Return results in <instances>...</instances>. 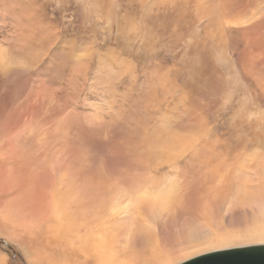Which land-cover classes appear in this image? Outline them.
Segmentation results:
<instances>
[{
	"label": "rangeland",
	"instance_id": "obj_1",
	"mask_svg": "<svg viewBox=\"0 0 264 264\" xmlns=\"http://www.w3.org/2000/svg\"><path fill=\"white\" fill-rule=\"evenodd\" d=\"M161 1L0 0V264H88L68 233L53 232L54 204L74 213L82 199L105 200L142 176L141 184L172 175L180 189L193 184L197 194L182 192L184 209L157 228L166 240L182 223L209 226L210 236L184 246L179 258L264 244V212H218L194 183L196 169L214 170L213 159L222 170L238 158L245 166L264 160V14L245 28L249 38L222 21L207 34L214 22L198 19L195 5L185 13ZM220 31L217 46L210 35ZM163 133L198 143L168 168L153 150ZM258 180L242 186L255 185L264 200ZM97 187L106 194L95 195ZM226 235L233 238L216 242Z\"/></svg>",
	"mask_w": 264,
	"mask_h": 264
},
{
	"label": "bare ground",
	"instance_id": "obj_2",
	"mask_svg": "<svg viewBox=\"0 0 264 264\" xmlns=\"http://www.w3.org/2000/svg\"><path fill=\"white\" fill-rule=\"evenodd\" d=\"M167 3L170 6H172L173 8H176L177 5H180L182 7V8H179L180 7L179 6L178 7L179 9H172L171 8L172 11L174 10V11L181 12V9H187V10H185V13H186L188 11L192 12V11L196 10V13L199 15V16H197V18L201 17L202 19H205L207 17V20H206L207 23L213 24V22H214V24H213L214 29L211 30L207 34L214 33L216 27L219 24L218 21L219 22L222 21L229 28L239 26L238 28L243 29L241 31L242 35L249 38L248 37V35L250 34L249 28H251V29L255 28V24H253L254 19L257 16L259 17V15L261 16L264 14V0H162L160 5L165 6V5H167ZM214 4H216V12L217 13H210L209 14V10H213V8L215 7ZM189 5H195L196 8H194V10H190L187 8ZM168 10H170V9H168ZM249 24H251L250 27L248 26ZM247 26L249 28L245 29ZM208 29L209 28H206V30H208ZM236 31L240 32L239 30H236ZM222 32L223 31H220L219 34L217 32L214 35H210L211 40H213V43L215 42L217 46L221 42H223V40H222L223 33ZM228 32H231V30ZM245 40H246V38H245ZM247 40H246V42H247ZM255 41L259 42L260 40H258V38H257V40H255ZM224 48H227V47L225 46ZM246 49H248V48H246ZM199 50H202V48L200 47ZM4 61H3V63H4ZM15 64H17V62H15ZM19 66L20 65H18V67ZM163 77H165V76L163 75ZM198 77L199 76H197L196 78H198ZM151 78L153 79V77H151ZM155 79L157 80V78H155ZM196 81H194V82L196 83ZM202 84H203V82H202ZM255 85H256V87L259 86V82L257 81V79L255 80ZM203 86H204V84H203ZM258 89L261 90V86H259ZM172 94H173V92H172ZM188 96L189 95H187V97ZM185 98L186 97H184L185 101L181 98H180V100L181 101L183 100L184 102H186V100H188V99L187 98L185 99ZM191 98H192V96H191ZM193 98H195V97H193ZM193 100L191 99L192 105H193ZM259 101H261V100H259ZM186 103L188 104V102H186ZM194 103H195V101H194ZM192 105H190V106H192ZM187 107H188V105H187ZM192 108H193V106H192ZM184 110H185V108H184ZM202 114H204L203 116L205 117V113L203 112ZM250 118H254V119L256 118L258 120L257 113H253ZM165 125L171 126L170 124H165ZM162 127L163 126L161 125L158 128H162ZM189 128H188V130H189ZM196 128L197 127H195V130H196ZM167 129H169V127L165 128L163 130V132L166 131ZM186 130L187 129H185L184 133L186 132ZM193 131L191 128V131L188 133L190 134ZM177 132H179V131H177ZM163 134H164V136H163L164 140L162 139L163 145L162 146L156 145L153 147V150L155 152L154 156H155L156 162H158L160 164L164 163L165 165H167V167H168V165H173V163H175V164L178 163L179 159L186 152L192 151L191 150L192 147L198 143V142H195L194 144H192L191 143L192 141L190 143H187V141L189 139L187 138L188 140H186L184 138V140H186L185 143H187V144H181L178 142V141H181V140H178V138H180L181 134L173 133V138H169L166 133H163ZM187 136H189V135H187ZM142 140H143V138H142ZM157 141H158V139H157ZM152 142L154 143V141H152ZM155 142H156V140H155ZM205 144L207 145V143H205ZM209 147H208V149H209ZM218 158H220V157L218 156ZM212 159H211V157L209 158L208 164H210V161ZM236 160L238 162L234 163L233 166H229V165L223 166L224 170H222L223 168L217 169V165L219 162H218V160L214 161V159H213V162H215V165L212 164V167L214 165V167L212 168L214 170L209 171V169H207V168H205V170L196 169V170H199V172H198L199 176L194 177L195 178L194 183H195V189L200 188L198 196L208 192V194L206 195L208 197V199L213 200V201H217L218 207L216 210L218 212H220L222 210H224L226 212L229 209H231L232 212L234 211V212H239L240 214H243L246 212V210H245L246 208H253L254 210L256 209V210H259L260 212H264V200L260 196L258 198L257 192H256L255 187H254L255 185L253 186L252 189H246L243 187L244 185L242 186V183L245 185L256 184L257 182H259L258 178L260 180H264V160L260 161L261 160L260 159L259 161H254V163H252L249 166H245L244 160H241L240 158H238ZM201 161H203V160L201 159ZM147 162H148V160H147ZM245 162H247V161H245ZM203 164H205V163H203ZM227 164H228V162H227ZM223 165H225V164H223ZM143 166L145 167L144 164H143ZM143 166L141 165V167H143ZM173 166H176V165H173ZM168 168H170V166ZM171 169L173 170L172 166H171ZM174 170H176V168ZM145 171H146V169H145ZM238 174L242 175V182L240 181L241 180L240 178H239L240 180L237 178ZM141 175H140V177H141ZM143 175H144V172H143ZM184 175H186V174H184ZM252 175H253V177L249 178ZM164 176H165V174H164ZM172 176L174 177V175H172ZM172 176L171 177L165 176V179H164L163 174H162L163 178H160V179H157V178L146 179V181H145L146 184L144 182L141 184L140 182L144 181V180H142L143 176H142V178L139 177L141 179L140 182L139 181H137V182L133 181L134 182L133 184L128 185V186L125 185L124 186L125 188H123L121 190L119 189L116 193L110 194L109 196H105L104 197V198H106L105 200L104 199L95 200L96 202H99L100 204L89 199V197H88L87 201L82 199L79 202L80 206H82V207L79 208L78 210L76 209V211L74 213H73V210L69 209L65 204H62V206H60L61 203L58 202V203L54 204L55 207L53 208L54 213L52 214V217L54 218V222L56 224V229H54L53 232L55 234H57L58 228L61 227L63 229V231L66 232V234L68 233L69 237L71 238V244L73 245V247H75L77 249L76 258L80 259L79 255H81L83 252L85 254H89L90 256L88 258H87V256H86V258L83 257V258H85L84 262L90 261L88 264H90L91 262L93 264H180V263H183L187 260H190L191 258H189V257H191L192 255L191 256H189V255L185 256L184 255V257L179 258V254H177V252L183 250V247L188 245V244L196 243L199 239L210 236L209 226H205L203 224L194 223V222L182 223L183 226L178 231L179 236L178 237L176 235L175 236H169L166 240H165V238H164V240H162L161 239L162 237L159 236V234L157 233V228L158 227L160 228V225L166 220L167 217L168 218H169V216L173 217L174 215L178 214L179 211H181V209L184 205L183 198H185V197H183L182 192H184L186 195H188L189 193H190V195H192V194L194 195V193H196V192L191 190L192 189L191 187L193 184L191 186L189 185L190 189H189L188 185H187V187L180 189V186H178L179 183H177L178 180H177V178H175L176 176L174 178ZM244 176L247 178H245ZM190 178H192V177H190ZM188 181H187V183H188ZM125 184H127V183H125ZM143 184H145V185H143ZM94 185H97V184H94ZM118 186H119V184H118ZM66 187L68 188V186H66ZM88 188H90V187H88ZM101 188L97 187V189H94L95 192H94L93 188H92V190L95 193V195H98V196L103 195L104 196L106 194V193H104L105 190L104 191L102 190L104 187L102 189ZM107 188H109V187H107ZM69 190H70V188H69ZM99 192L102 195H100ZM187 197H189V196H187ZM192 198L194 199V197H192ZM92 199H93V197H92ZM81 202H83V203H81ZM205 203H206V201H205ZM202 204H204V203H202ZM216 206H217V204H216ZM74 207H75V205H74ZM207 207H208V205H207ZM183 209H184V207H183ZM251 212H253V211H251ZM209 214H210V212L205 214L206 218H211L209 216ZM252 214L253 213H251L249 216L250 219H253ZM255 214H256V212H255ZM261 214H263V213H261ZM177 219H175V220H177ZM249 228H250V226H249ZM60 231H61V229H60ZM261 236H264V232L261 235H259V237H261ZM231 238H233V236H230V235L229 236L226 235L225 237H218L216 239L218 241H216V242L217 243L228 242V239H231ZM208 240H209V238H208ZM171 242L178 243L180 245L179 250H177V251L172 250L171 245H169ZM211 242H213V241H211ZM201 243L202 242L200 241L198 244H201ZM193 246L197 247L200 245H196V244L193 245L192 244L191 247H193ZM188 247H190V246L188 245ZM200 248H201V246H200ZM213 248H217V247H213ZM225 248H227V247H225ZM189 251H190V249H189ZM205 253H206V251H205ZM121 258H123V260H125V261H123ZM126 261H127V263H126ZM55 264H58V262H56Z\"/></svg>",
	"mask_w": 264,
	"mask_h": 264
},
{
	"label": "water",
	"instance_id": "obj_3",
	"mask_svg": "<svg viewBox=\"0 0 264 264\" xmlns=\"http://www.w3.org/2000/svg\"><path fill=\"white\" fill-rule=\"evenodd\" d=\"M180 264H264V244L209 252Z\"/></svg>",
	"mask_w": 264,
	"mask_h": 264
}]
</instances>
